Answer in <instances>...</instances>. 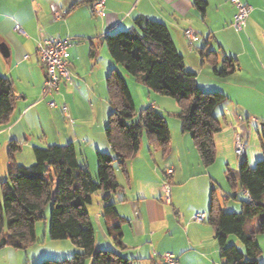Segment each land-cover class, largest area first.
Returning a JSON list of instances; mask_svg holds the SVG:
<instances>
[{
    "label": "crops",
    "instance_id": "1",
    "mask_svg": "<svg viewBox=\"0 0 264 264\" xmlns=\"http://www.w3.org/2000/svg\"><path fill=\"white\" fill-rule=\"evenodd\" d=\"M104 1L106 15L101 17L86 0H0V74L13 81L18 95L10 123L0 127V180L8 174L11 142L20 144L15 160L25 166L35 162V146L73 143L79 162L87 164L97 174V153L113 151L106 135L112 110L107 77L111 70L120 72L122 69L109 53L105 37L134 27L140 16L163 22L183 55L186 68L197 74L199 87L205 91L220 90L229 97L221 111L228 129L223 126L215 134L216 160L205 166L191 134L183 131L177 120H170V115L166 117L172 134L169 151L166 154L151 151L150 145L143 142L138 154L128 163V185L117 177L122 188L112 196V201L117 212L127 220L122 228L123 248L107 234L108 218L103 214L102 193L93 195L98 208L94 213L89 212L97 232V247L118 251L134 264H159L160 255L165 252L176 254L180 264H223L215 231L207 221L209 200L213 186L220 181L215 175L216 165L225 172L231 162L226 154L227 145L233 149L236 132L243 130L240 123L245 121L244 114L253 120L264 119V113L250 112L244 107L264 105V0H242L252 6V11L246 28L233 32V36L231 24L236 7L229 0H207L204 17L194 0ZM18 24L27 35L15 29ZM187 28L198 32V42H189L185 36ZM41 34L72 38L68 60L74 83L61 84L53 96L56 107L41 100L46 79L45 65L37 51ZM216 48L226 50L225 58L221 59ZM201 49L217 53L218 69L225 65L226 57L235 59L237 69L225 77L217 76L214 66L202 61ZM127 77L135 82L131 76ZM135 85L144 107L152 105L164 114L180 110L174 98L152 94L138 81ZM229 104H233L236 111H232ZM63 105L68 106L70 118L64 114ZM215 115L221 120L220 115ZM245 156L250 163L247 152ZM169 167L174 168V172L169 178L173 186L170 183L168 201L163 184ZM244 193L248 197L247 192ZM199 214L204 216L203 220L196 218ZM48 235L47 231L42 236L44 243ZM55 241L66 247L60 248L59 254L70 256L79 251L74 244L70 246L68 240ZM263 241L264 236L258 242ZM24 261L21 250L11 246L0 248V264Z\"/></svg>",
    "mask_w": 264,
    "mask_h": 264
},
{
    "label": "trees",
    "instance_id": "2",
    "mask_svg": "<svg viewBox=\"0 0 264 264\" xmlns=\"http://www.w3.org/2000/svg\"><path fill=\"white\" fill-rule=\"evenodd\" d=\"M86 1L92 5L95 0ZM194 5L204 17L207 0H194ZM105 41L111 56L128 74L148 89L177 101L180 110L174 114L181 120L183 131L191 134L203 165H212L217 155L214 136L223 129L215 109L229 97L199 87L197 74L186 68L168 26L140 16L134 27L109 34ZM200 53L203 62L214 66L217 76L225 77L238 67L234 58L226 57L225 65L219 70L215 51L201 49ZM107 86L112 110L106 135L116 156L97 153L96 179L88 165L79 162L73 143L35 146V162L30 166L16 162L15 154L21 146L18 142L10 143L8 174L0 183V240L7 239L5 246L28 249L37 242L36 225L45 219V208L53 201L49 237L70 240L79 248L68 258L45 259L39 264H88L89 260L91 264H134L118 251L97 247V232L88 205L93 202L94 194L102 193L103 214L108 218L107 234L123 248L122 228L127 220L112 201V196L122 188L117 170L129 181L128 163L138 154L143 135L151 151L166 154L172 134L165 114L154 106L136 111L129 86L118 70H111ZM17 100L13 81L0 74V127L10 123ZM225 171L229 185L247 192L248 199L242 201L241 211L226 212L220 204L218 187L211 190L207 221L215 231L223 264H264L257 240L258 234H264V157L255 165L243 160L236 173L229 168ZM234 197L238 199L237 194ZM257 216L256 229H247L248 220ZM231 234L236 235L242 247L228 243Z\"/></svg>",
    "mask_w": 264,
    "mask_h": 264
},
{
    "label": "rangeland",
    "instance_id": "3",
    "mask_svg": "<svg viewBox=\"0 0 264 264\" xmlns=\"http://www.w3.org/2000/svg\"><path fill=\"white\" fill-rule=\"evenodd\" d=\"M233 32L236 33V31L232 28V31H231L232 36H233ZM231 35H228V39H230V40L232 39ZM216 50H217L218 54H220L221 59L225 58V55L228 54L227 52H225L226 50H222L220 48H216ZM121 68L122 69H121L120 73L125 78L128 86L131 83V85H130L132 87V93L131 94H132V97H134L133 100H134L136 111L139 112L144 106H143V101H142V98L140 95V91L138 90V88L135 85V82L137 80L134 76L127 73L124 66H122ZM221 69H222V66L219 67V70H221ZM212 71H213V69H212ZM128 75L131 76L130 78L135 79V82L130 81L127 77ZM145 88H147V87L145 86ZM147 90H149L152 94H157L159 96H162L153 90H150L148 88H147ZM203 91H205V90H203ZM206 91L207 92H214V91L221 92L220 90H216V89L206 90ZM168 98H171V97H168ZM225 104H227L226 101L221 103L220 105H218L217 108L215 109V114H217L219 116L221 114V111L224 109ZM229 105L231 106L232 111H236V110H233V108L235 107L233 104H229ZM244 107L249 108L250 112L260 113V114L264 113V105H262V104L261 105H259V104L250 105L249 104V106H244ZM237 111L241 112V108L239 109L237 107ZM175 113H177V112H175ZM169 115L171 116V118H169L170 120L174 119V120H177L180 124H182L181 120L178 117H176L173 112H169V113L165 114L166 117H169ZM220 116H221V121L223 123V126L226 129H228L227 125H226L227 123L225 122L222 114ZM244 116H245V121L241 122L240 124L243 128L242 133H243L244 140L246 142V147H247L246 152H247V155L250 157V165H255L257 163V161H259L260 159H262L264 157V119L253 120V119L249 118L248 114H244ZM108 122H109V118H108ZM224 132H226L225 129H224ZM224 134H226V133H224ZM225 136H227V135H225ZM143 142L144 143L146 142V144L149 145L148 139H147L145 134L142 137V143ZM142 143H141V145H142ZM109 154H111L113 157L116 156V153L114 151H112ZM226 154H228V157L231 159V162H229L226 169L229 168L233 173H236L239 170L240 163L243 160L247 159L246 156H244L242 158H239L237 156L236 150H235V145H234L233 149L231 150L230 145L228 144ZM23 158L26 159V154H23ZM25 161H27V160H25ZM129 164H130V162H129ZM216 166H217L216 167L217 172L215 173V175L218 178L220 177V181L218 183H215V186L218 187V189H219L218 191L220 192L219 193L220 204L222 205L224 211H226V212L241 211L242 210V201L243 200L247 201V199H248L247 195L244 193V191L240 187L233 189L227 181L226 171L224 172L223 170H221V168L218 167V165H216ZM89 169H90L92 176L96 179L98 177V172H97V174L96 173L94 174L90 167H89ZM97 169H98V165H97ZM123 176L124 175L121 173V171L117 170V177L120 180V182L121 183L123 182L124 184L128 185L127 179L124 178ZM169 181L171 183V186H173L171 179ZM1 182H2V180H0V183ZM53 191L55 192V188L53 189ZM235 194L238 195V199H235V197H234ZM225 195H228L229 198L227 199L225 197ZM234 205H236L238 208L234 209ZM52 207H53V201L50 202L47 205V207L45 208V212H44L45 219H43L42 221H39L37 223V232H38L37 235L39 236L40 240L37 241L36 243H34L33 245L29 246L28 249H26V250L18 249V250H21L23 257L25 259L24 263H22V264H39L42 261H44L45 259L58 260V259L68 258L71 256V255L65 256L62 253L59 254L61 252L60 248L66 249L65 245H59L60 241L52 240L49 237L50 230H51ZM97 208H98L97 199L95 200V198H94L93 202L88 205V209L91 213H94L95 209H97ZM258 222H259L258 216L249 219L248 223H247V229H256ZM47 231H48L49 235H48L47 241L44 243L42 236ZM262 236H264V234H258L257 240L259 241V239H261ZM67 242H68V244H70V246H72L71 244H73V243L70 240H68ZM228 243L229 244L235 243V244L239 245L240 247H242V244L240 243V241L237 239L236 235H234V234H231L229 236ZM259 244H260V247L262 248V255H261L260 260L262 263H264V241L262 243L260 242ZM63 251H65V250H63Z\"/></svg>",
    "mask_w": 264,
    "mask_h": 264
},
{
    "label": "built area",
    "instance_id": "4",
    "mask_svg": "<svg viewBox=\"0 0 264 264\" xmlns=\"http://www.w3.org/2000/svg\"><path fill=\"white\" fill-rule=\"evenodd\" d=\"M235 7L236 13L232 21V28L236 32L243 31L247 26V20L252 6L242 0H229ZM94 13L97 16L104 17L106 15V6L104 0H95L92 4ZM15 29L27 35L25 29L20 24L16 25ZM185 36L191 44L200 40L198 32L193 28L185 29ZM72 42L71 37H55L45 36L41 34L37 42V51L40 59L45 65L46 79L42 88L41 100H47L50 107H56L57 102L54 99V94L60 89L63 82L72 85L74 83L73 75L70 69L68 60V48ZM64 114L70 118V113L67 105L62 106ZM241 118V117H240ZM73 122V119L71 118ZM246 142L241 130L235 134V150L239 158L246 155ZM174 172V168L169 167L165 171L166 178H170ZM163 192L166 199L169 201L171 197L170 182L165 179L163 184ZM203 215H197L198 220H203ZM159 264H180L179 257L173 252H165L160 255Z\"/></svg>",
    "mask_w": 264,
    "mask_h": 264
},
{
    "label": "water",
    "instance_id": "5",
    "mask_svg": "<svg viewBox=\"0 0 264 264\" xmlns=\"http://www.w3.org/2000/svg\"><path fill=\"white\" fill-rule=\"evenodd\" d=\"M103 40H104V38H102V41H103ZM1 48L4 50L3 53H4V54H7V50H6L3 46H1ZM6 243H7V239H6V238H2V239L0 240V248H2L3 246H5Z\"/></svg>",
    "mask_w": 264,
    "mask_h": 264
}]
</instances>
